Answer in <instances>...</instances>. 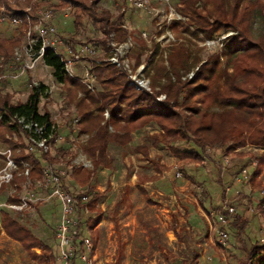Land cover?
Returning a JSON list of instances; mask_svg holds the SVG:
<instances>
[{
  "label": "trees",
  "instance_id": "1",
  "mask_svg": "<svg viewBox=\"0 0 264 264\" xmlns=\"http://www.w3.org/2000/svg\"><path fill=\"white\" fill-rule=\"evenodd\" d=\"M83 1L86 4L78 5L79 12L74 13L75 33L84 17L103 33V37L96 41L101 43L107 59L97 61L95 55L88 58L91 59L90 74L98 88L90 89L81 79L64 74L60 58L51 50L45 52L43 59L53 69L54 78L66 89L68 103L74 106L76 120L72 121V127L78 134L87 136L79 147L92 161V169L73 164L69 150L62 145L56 146L59 126L51 120L48 111L41 114L38 109L46 86H32L24 101L13 103V93L5 91L6 82L1 78L0 143L7 146L9 155L0 154V158L4 163L10 159L15 168L11 171L9 183H0V192L8 185L14 190L8 198L10 203H18V194L25 190L33 194L39 191L36 184L43 178L44 169L50 167L53 170L56 165L61 169L70 166V171L66 170L67 176L61 177L65 190L74 194L66 185L69 178L78 186H87L83 193L91 195L93 189L90 190L88 185L93 171L111 164L108 144L125 146L132 140L134 131L149 123L159 129L150 138L155 144L165 145L182 165L203 162L207 149L225 147L223 154L244 157L246 154L238 152L237 148L247 144L264 147V18L261 14L264 0H181L178 13L187 20L176 21L169 26L176 36L166 46L167 65L158 59V53L163 50L161 43L153 41L152 50L148 49L142 42L143 31L136 28L140 39L126 55L128 59H134L130 73L109 59L115 49L111 41L120 44L128 36L123 22L131 8L126 0L115 2V6L120 7L117 15L100 9L99 0ZM258 16L262 18L259 19L261 31L255 36L253 26ZM198 34L202 41L228 35L220 39V48L202 62L198 50L193 51L189 46L192 44L190 37L199 38ZM21 36V31L11 39L0 36V64L9 61ZM146 51L150 53L145 58L148 66L143 75L149 80V88H139L131 75ZM160 57L164 58L163 55ZM30 123L38 127L47 124L46 130L36 133L34 127L24 126ZM31 138L35 142L45 138L47 149L38 146ZM63 139L62 144L68 141L64 136ZM29 147L33 149L28 150ZM51 147H55V154H52ZM141 149L147 156V150ZM250 157L249 161L257 164L253 174L257 177L264 166V154ZM155 167L156 174L150 179H157L167 169L158 164ZM99 197V192L90 196V213L79 218L78 250L80 238L86 233L91 235L102 218L96 211ZM38 203L30 202V205L37 210ZM259 209L264 211L261 207ZM233 216L239 237L244 234L248 220L241 219L238 214ZM0 224L8 237L20 241L36 256L30 249L39 243L24 224L3 210L0 211ZM91 239L93 243L92 236ZM40 247L51 252L43 244ZM92 254L93 251L90 256ZM244 258V264H264V243H253L250 249H246ZM53 262L57 264L54 258ZM190 263L187 260L183 262Z\"/></svg>",
  "mask_w": 264,
  "mask_h": 264
},
{
  "label": "rangeland",
  "instance_id": "2",
  "mask_svg": "<svg viewBox=\"0 0 264 264\" xmlns=\"http://www.w3.org/2000/svg\"><path fill=\"white\" fill-rule=\"evenodd\" d=\"M39 2L40 0H0V5L11 11L20 10L18 12H21L25 8L39 6ZM153 2H157L156 7L166 8V10L167 4L175 8L177 15L174 14V17L176 18L162 27L155 26L150 24V15L139 13V16L137 12L129 10L125 15L127 19L123 22L128 33L126 40L120 44L114 40L111 41V45L115 47L113 56L117 54L115 57L119 59V64L129 73L134 59H128L126 55L140 39V35L135 31L136 28L145 31V35L141 34V37L148 49L152 50L153 41L161 43L163 50H160L158 54L163 55L164 58L162 59L159 55L158 59L167 65L166 46L174 41L176 36V32L169 26L173 22L187 20L185 16L178 13L177 8L181 4L179 0L164 2L153 0ZM47 3L57 10H62L63 7L72 9L67 17L59 13H55L54 17V23L59 27L60 38L63 39L62 43L65 46L69 45L72 50L89 46L94 50L97 61L107 59L101 43L96 41L103 37V33L98 26L93 25L90 19L84 17L77 34L75 33L74 13L79 12L78 5L86 4L83 0H48ZM98 6L100 9L109 10L114 15L120 12V7L115 6V0H99ZM261 14L264 18V10ZM262 18L258 16L254 23L255 36L261 31L259 19ZM227 35L213 41H202L201 35L198 34L199 38L190 37L192 44L189 46L193 51L198 50L203 62L220 48V39ZM0 36L2 39H11L5 32H0ZM111 36L113 37V34ZM21 42L23 41L20 38L14 48L22 46ZM149 53L150 51H146L142 55L140 65L131 75L136 81H143L138 84L139 88H149V80L143 75L144 69L148 66L145 58ZM10 59L12 61L13 56ZM90 60L86 57L74 64L75 79H85V70L90 72ZM11 61L0 64V79L6 82L5 91L13 93L12 102L26 99L29 84L32 81L46 86L40 97L39 112L42 114L48 111L51 118L59 125L58 134L68 140L63 145L73 155L72 163L82 164L92 169V161L80 150L81 141L75 139L79 136H71L74 133L69 117L75 113L74 106L68 103L66 89L53 77V69L48 65L46 67L43 61H39L33 70L16 77L14 68L17 65L15 64L14 67L15 62ZM94 84L97 89L98 84L95 80ZM154 130L159 131L155 124L149 123L134 131L133 133L139 134L136 142L143 145L146 143L151 147L150 136L152 132V134L155 133ZM76 140H79L78 144L75 143ZM62 143L57 141L56 146ZM72 143L76 144V148ZM160 147L159 150H147V156L143 150H133L132 146L125 147L124 150L120 147H117L118 150H107L108 157L111 159L110 166L99 167L93 171L88 186L90 190L93 189L91 195L95 192L100 194L96 205L99 210H102L103 213L99 211V215L104 218V221L98 228L93 229L91 235L87 233L84 235L90 239L92 236L94 240L92 264H183L186 260L191 262L190 264H244L246 249H250L253 243H264V211L261 212L259 209L260 207L264 209L262 204L264 201H261L264 198L261 194V191H264V185H260L259 189L254 191L251 190L254 194L250 192L251 186L256 188L254 183L257 177L252 174L257 164L249 161L250 156L258 157L264 154V147L247 144L237 148L238 152L246 154L244 157L230 153L223 154L225 147L207 149L203 162L197 164L189 162L186 165H182L165 145ZM54 148L50 149L52 154H55ZM6 152L7 146L0 143V154ZM7 163L8 161L4 163L0 158V175ZM156 164L167 167V171L164 170L157 179H150L156 174ZM54 168L60 169L61 166L56 165ZM243 168L247 169V176L242 174ZM62 169L69 172L70 166ZM67 179L66 185L74 193H83L86 190L87 186H78L71 179ZM226 188H229V191H226ZM13 191L8 185L0 192V211L8 212L24 224L39 244L32 245L30 249L35 253L36 256H34L23 247L20 241L8 237L0 224V264H54L53 258L56 259L57 254L55 233L61 212L59 203L49 198L47 191L40 190L35 194L41 198L38 201L37 210L32 205L23 210L12 209L6 204L10 203L8 198L13 195ZM225 205L234 206L236 213L233 215L238 212L241 219H246L243 217L246 212L251 214V220H248L243 235L238 237L236 226L233 224L234 216L225 214ZM239 206L243 207L240 211ZM220 214L226 215L225 225L216 221ZM218 229L228 233L226 247H221L218 242ZM40 244L49 247L51 252L47 249L43 250ZM43 255H45L44 259ZM74 264L81 263L75 261Z\"/></svg>",
  "mask_w": 264,
  "mask_h": 264
},
{
  "label": "built area",
  "instance_id": "3",
  "mask_svg": "<svg viewBox=\"0 0 264 264\" xmlns=\"http://www.w3.org/2000/svg\"><path fill=\"white\" fill-rule=\"evenodd\" d=\"M47 1L48 0H40L39 6H31L21 10V12H18L20 10L11 11L3 5H0V32L9 34L8 38L17 36L19 31L22 33L21 40L23 42L20 44L22 46H16L14 48L12 55L13 60L11 61L10 59L12 63L13 61L15 62L13 63L14 67L15 64L17 65L14 68L16 69L14 75L16 77L22 76L26 71L33 70L39 61L44 62L43 58L45 52L47 50H51L60 58L63 73L72 78H76L74 74V64L83 58L94 56L95 52L89 46H83L80 50H72L69 48V45L65 46V44L62 43L63 39L61 40L60 38L61 33L59 31V27L56 23H54L55 13L63 14L67 17L72 12V9L70 7H63L62 10H57L53 7V5H49ZM118 1L119 0H115L116 4ZM161 1L164 2L168 0ZM126 2L128 7L131 8L133 12L135 11L138 14L150 15V24L155 26L162 27V25H166L176 18L174 17V14L177 15L175 8H172L169 4H167L168 9L166 10V8L156 7L157 2L154 3L153 0H126ZM180 2L181 0H179V4ZM142 34L145 35V31H143ZM116 55L117 54H115V56ZM115 56L111 57L112 62L117 63V65H121ZM44 65L48 67L45 63ZM85 71V79L81 80L88 88L96 89L94 79L91 77L92 75H90L89 71ZM136 82L141 84L143 81ZM39 85L40 83L32 81L31 84H29V89L32 88V86ZM105 115L106 117L108 116L107 113ZM69 118L71 121L76 120L75 113H72ZM51 120L55 123L52 118ZM20 122H23V120L20 119ZM24 126L28 128L34 127V131L36 133H41L46 130L47 124L44 127H38L36 124L32 123L25 124ZM56 135L58 141L63 140V136H60L58 132ZM51 136L52 135H49V137ZM31 140L34 141L33 138H31ZM45 141V138H41L34 142L38 146L47 149ZM32 149V147L28 148V150ZM6 153L9 155L8 149ZM7 161L8 163L0 175V183H9L12 179L11 171L15 168V165L10 159ZM65 171L66 170L61 168L52 170L50 167H46L43 172V178L36 184L39 191L46 190L49 194V198L55 199L60 205V220L55 233L57 240L56 262L57 264H74L75 261H79L81 264H92L93 257L90 256V253L92 252L93 244L91 239L83 236L80 238V249L78 250V247L76 246V242L78 241L77 236L80 230L79 218L89 215L90 210L88 202L90 200V196L86 193L72 194L65 190L61 183V177L67 176L68 172ZM25 173H27V171ZM242 174L247 176L246 168L242 169ZM226 191H229V188H226ZM35 194L26 190L23 195H20L18 203H7L6 206L16 210L27 209L30 206V202H37L41 199ZM261 194L264 196V191H261ZM225 208V214L227 215H233L236 213L234 206L225 205ZM216 221L217 223L225 225L227 222L226 215H218ZM217 239L221 247H226L228 245L227 231L218 229Z\"/></svg>",
  "mask_w": 264,
  "mask_h": 264
},
{
  "label": "crops",
  "instance_id": "4",
  "mask_svg": "<svg viewBox=\"0 0 264 264\" xmlns=\"http://www.w3.org/2000/svg\"><path fill=\"white\" fill-rule=\"evenodd\" d=\"M72 132L74 133V134H72L71 136L72 137H77V136H79V138L77 137V138H75V139H79L81 142H83L86 138H87V136L86 135H82V134H78L77 133V130L75 129V128H72ZM154 132H155V130H154ZM76 133V134H75ZM153 133V132H152ZM151 133V134H152ZM138 133L137 132H135V133H133V138H132V140L128 143V144H126L125 146H120V145H116V144H112V143H110L109 145H108V147H107V150H118V148L117 147H120V148H122V150H124L125 149V147H128L129 148V146H132V149L133 150H143V149H141V148H144V150H159V148L161 149V147H160V145H163V144H155L154 143V141L150 138V140H151V147H149L146 143H145V145H143L142 143H137L136 142V139L138 138ZM64 140V139H63ZM79 140H76V144H78L79 143ZM63 142V141H62ZM80 142V143H81ZM67 142H65L64 143V145L66 144ZM75 143H72V145L73 146H75V148H76V144ZM63 144H62V146L63 147H65ZM70 145V144H69ZM69 145H67V147L69 146ZM61 146V145H60ZM166 147V146H165ZM66 148V147H65ZM167 148V147H166ZM131 149V148H130ZM168 149V148H167ZM80 150H81V148H80ZM254 172V171H253ZM252 172V173H253ZM253 175V174H252ZM262 177H264V171H261V173H260V175L259 176H257V178H256V181H255V183H254V187L256 186V188H253V186H251V188H250V192H252L251 190H253L254 191V189H259V187H260V185H264V179H262ZM250 183L252 184V181H253V178L251 177V179H250ZM258 192V191H257ZM259 193V192H258ZM252 194H254V192H252ZM258 198V197H257ZM260 200V199H259ZM261 200H264V198H262ZM258 204V203H257ZM96 207H97V205H96ZM243 209V207L242 206H239V208H238V210L240 211V210H242ZM97 211L99 212L100 211V213H103L102 212V210H99V208L97 207ZM247 213V214H246ZM244 215H243V217H246V219L247 220H251V214H249V212H246ZM237 214H238V212H237ZM103 221H104V218L102 217L101 218V220H100V222L99 223H97L96 224V226L94 227V229H96V228H98L102 223H103ZM248 221V222H249Z\"/></svg>",
  "mask_w": 264,
  "mask_h": 264
}]
</instances>
